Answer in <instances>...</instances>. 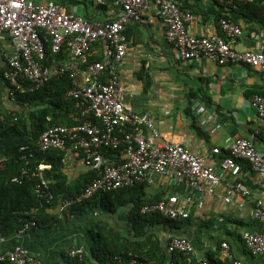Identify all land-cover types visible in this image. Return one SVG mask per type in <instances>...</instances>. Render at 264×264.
<instances>
[{"label":"built area","instance_id":"built-area-1","mask_svg":"<svg viewBox=\"0 0 264 264\" xmlns=\"http://www.w3.org/2000/svg\"><path fill=\"white\" fill-rule=\"evenodd\" d=\"M217 1L235 6L254 0ZM117 5L120 10L115 19L94 23L81 16L69 15L54 2L38 4L32 0H0V44L8 40L12 48L8 70L4 74L13 87L8 91V99L14 104L16 90L36 92L52 79L67 76L72 85L67 96L75 100L80 111L76 125L55 126L44 132L36 151H66L71 146V150L83 156L85 169L98 174L78 197L60 199L59 213L63 214L71 206L99 193H111L137 184L155 186L162 178L190 192L169 194L156 204L144 206L143 214H161L173 221L188 220L193 209L204 210L205 203L200 196H214L220 186H224L226 204L230 205L235 198L251 204L254 193L240 181L243 169L239 161L251 167L260 185L258 193L264 196V152L252 140H235L228 149L230 156L224 159H219L222 150L213 149L211 158L216 157L213 164L209 163L208 156L197 155L182 144H158L159 134L151 116L137 115L127 108L120 79V66L129 50L126 29L133 23H143L151 10L154 15L149 17V22L153 23L154 18L163 20L166 42L174 48L177 60L181 62L205 59L219 66L236 64L264 73V33L252 32L251 37L257 41L256 48L239 51L235 45L243 36V29L229 20L220 22L225 40L219 34L194 35L189 25L196 16L190 10H183L175 0H118ZM47 43H51V58L47 54ZM98 44L104 45L103 58L89 62ZM64 51L68 52L69 59L59 60L58 56ZM251 105L264 127V96L254 95ZM198 113L205 115L206 108H199ZM104 150L122 151L118 159L116 154L106 156ZM46 168L45 165L34 170L24 167L13 182H21L30 174L39 177L35 192L51 203L53 196L48 192V181L43 176ZM250 214L259 228L242 231L240 239L251 256L264 257V209L253 206ZM33 225L26 224L18 235L27 234ZM222 249L232 264H244L233 259L228 244H223ZM167 250L188 257L196 254L193 242L185 236L170 238ZM83 254L84 248L73 249L69 253L72 264H79ZM5 261L43 264L21 246L0 252V262ZM133 263L138 264L135 260ZM198 264L211 263L201 257Z\"/></svg>","mask_w":264,"mask_h":264},{"label":"crops","instance_id":"crops-1","mask_svg":"<svg viewBox=\"0 0 264 264\" xmlns=\"http://www.w3.org/2000/svg\"><path fill=\"white\" fill-rule=\"evenodd\" d=\"M38 4L51 2L62 6L71 16H81L89 22L106 23L119 13L118 0H32ZM186 1V0H177ZM196 19L189 25L197 36L218 34L215 13L222 12L215 0H189ZM231 12L229 8L224 7ZM143 23H133L126 29L129 50L120 66V79L125 103L134 114H148L158 132V144H182L193 153L208 156L213 164L216 157L213 149L225 152L240 138L252 140L264 152V127L251 105V98L257 90H264V73L242 65L219 66L208 60L181 62L176 51L166 42V26L163 20L149 17ZM243 25V36L235 45L239 51L256 48L257 41L252 32L264 33V28L251 31L252 26ZM104 45L95 46L91 59L102 60ZM12 54L8 40L0 44V70ZM10 108L11 103L6 102ZM206 108L205 115H199V108ZM210 117V119L208 118ZM263 137V139H262ZM49 168V167H48ZM47 169V168H46ZM83 161L77 154H71L66 161L69 182L86 174ZM249 186L254 193V202L235 198L228 205L224 202V186L214 196H200L205 203L204 210H192V224L174 230L175 235H186L193 242L198 258L208 255L216 264H225L229 259L222 249L228 244L230 254L244 264H264L263 257L251 256L240 239L243 229L240 222L249 223V229H258V223L251 217L253 206L264 209L255 180ZM147 197L163 193L179 194L190 192L186 188L173 186L168 179L158 180L157 185L146 187ZM57 218L54 225L31 230L23 236L5 235L0 228V252L5 253L16 246L27 249L43 264H65V255L75 248L95 245L89 233L92 217L80 213L60 214L59 209L48 211ZM115 226L116 222L114 223ZM125 235L128 227L121 222L118 226ZM184 232H186L184 234ZM172 233L168 232L167 235Z\"/></svg>","mask_w":264,"mask_h":264},{"label":"trees","instance_id":"trees-1","mask_svg":"<svg viewBox=\"0 0 264 264\" xmlns=\"http://www.w3.org/2000/svg\"><path fill=\"white\" fill-rule=\"evenodd\" d=\"M188 1H178L183 10L191 9ZM215 3L224 10L215 13V20L218 34L225 40L227 38L220 27L223 19L242 29V24L250 25L251 31L258 27L264 28V0L238 3L235 6L216 0ZM224 7L229 8L231 12L226 11ZM47 54L49 58L53 56L51 43H47ZM58 58L66 61L69 54L64 51ZM92 61L94 60L90 57L89 62ZM7 63L8 61L0 70V228L2 233L9 236L18 234L26 224H34L32 230L54 225L58 220L48 211L57 209L60 199L78 197L98 174L96 171H88L76 181L69 182L66 161L71 154H77L71 150V146L66 151H36L41 135L49 128L72 127L77 124L76 117L80 111L76 108L75 100L67 96L72 87L69 78H54L36 92L22 93L21 90H16V103L13 104L7 97L8 91L13 87L4 77L8 70ZM25 86L29 87L28 84ZM255 93L264 96V90H257ZM6 102L11 103L12 107L9 108ZM121 151L104 150L103 153L110 157L116 154L119 159ZM77 155L83 158L81 154ZM228 156L230 152L227 150L219 155V159ZM24 157L26 159H23ZM239 163L243 169L240 181L252 186L251 183L255 180V186L260 188L251 167L246 162ZM39 165L49 167L44 170L43 176L48 181V192L53 196L51 203L49 199L35 192L36 185L40 182L39 177L30 174L21 182H13L24 167L34 170ZM146 187L153 186L137 184L111 193H99L92 199L64 211L65 215L70 212L92 217L89 219L92 223L89 233L95 245L83 247L84 254L79 264H135L134 260L138 264H198L199 258L195 255L188 257L180 253H169L167 250L170 238L175 235L174 230L191 225L193 215L188 220L173 221L161 214H143L141 211L144 206L156 204L166 197L160 193L149 198L145 192ZM121 222L129 228L126 235L118 227ZM248 224L240 222L246 230L249 229ZM168 232L172 234L169 236ZM179 236L188 238L186 235ZM72 250L66 253L65 264H72L69 257ZM207 258L211 264H216L209 255ZM0 264L14 263L5 261ZM225 264L232 262L228 260Z\"/></svg>","mask_w":264,"mask_h":264},{"label":"clouds","instance_id":"clouds-1","mask_svg":"<svg viewBox=\"0 0 264 264\" xmlns=\"http://www.w3.org/2000/svg\"><path fill=\"white\" fill-rule=\"evenodd\" d=\"M217 1V0H216ZM219 2V1H218ZM221 3V2H220ZM231 6V5H230ZM207 258V257H206ZM264 258V257H263ZM208 259V258H207ZM234 259V258H233ZM234 260H236V259H234ZM231 261V260H230ZM241 261V260H240ZM244 263V262H243Z\"/></svg>","mask_w":264,"mask_h":264}]
</instances>
